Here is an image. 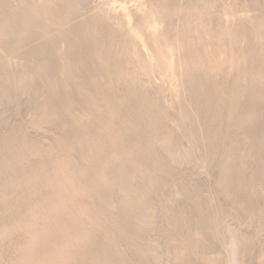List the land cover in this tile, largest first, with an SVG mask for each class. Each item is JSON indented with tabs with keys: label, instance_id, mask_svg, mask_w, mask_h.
<instances>
[{
	"label": "rangeland",
	"instance_id": "374dc122",
	"mask_svg": "<svg viewBox=\"0 0 264 264\" xmlns=\"http://www.w3.org/2000/svg\"><path fill=\"white\" fill-rule=\"evenodd\" d=\"M0 264H264V0H0Z\"/></svg>",
	"mask_w": 264,
	"mask_h": 264
}]
</instances>
